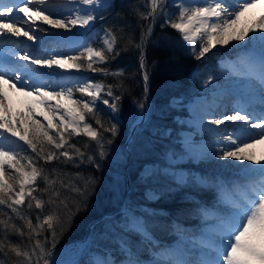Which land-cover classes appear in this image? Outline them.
<instances>
[{
	"label": "snow or ice",
	"instance_id": "1",
	"mask_svg": "<svg viewBox=\"0 0 264 264\" xmlns=\"http://www.w3.org/2000/svg\"><path fill=\"white\" fill-rule=\"evenodd\" d=\"M69 3H79L88 7L63 17L53 15L52 9L60 6L50 4L49 0H0V37H26L29 41L35 40L37 37L31 26L37 25L38 21L50 28L66 31H71L76 27L85 28L96 19L93 13L98 7H105L107 0H69ZM165 5L166 0H147L145 7L148 11H137L136 13L142 20L151 19V23L141 35L140 43L134 44L131 39L128 41V44L141 50V68L145 67L143 47L147 38L152 34V24L155 23L158 14L163 16L171 28L180 33L182 40L187 42L197 60L204 58L217 45H228L231 41H245L250 33L254 34L251 37L253 40L259 38L261 42H264V0H236L234 4L227 6L223 0H212L211 3L195 7L186 6L181 2L177 6L178 15L165 12ZM14 9L17 13L15 19H13ZM255 9H260L258 14L254 12ZM20 13L23 15H19ZM21 22L28 25L27 29L24 26H18ZM39 30L48 31L47 28ZM122 38L109 28L104 30L103 47L100 49L86 46L78 55L57 54L48 55L46 58L34 56L25 51L19 59L49 70L75 69L79 71L85 69L92 72L99 71L106 76L119 77L124 75L123 69L110 72L105 67H94L93 65H103L109 57L114 59L119 56L120 52L116 50V46ZM81 60L86 64L81 63ZM247 63L250 67L258 63V78L260 85L264 88V51L261 52L258 62L254 57H249ZM9 71L11 75L0 69V82L9 84L11 87H16L13 81L21 83L22 86L17 88V91L27 97H33L35 93V96L39 97L36 102L45 105L51 116L44 114V118L48 121L47 126L36 119H31L27 126L24 121H20L19 127H16L12 120L0 117V130L9 133L12 137H17L35 154L34 156L20 155L11 148L6 150L5 146L0 144V206L10 209L20 220L24 221L23 225L17 226L11 222L12 216L6 219L0 218V228L4 230V237L0 239V254H3L5 258H9V253L13 254L16 257L14 264H49L50 252L46 248L47 236L44 234L50 232L54 242L57 231L63 233L74 215V212L69 210L67 197L61 199L62 190L68 188L80 197H84L89 195L90 190H94L95 181L89 177L85 180L83 188L76 187L70 181L66 183L63 174L57 169L51 170V173L55 174V178H52L49 173L45 172L44 167L38 164V161L43 160L45 164H48L53 160L64 158L62 162H74L75 155L83 162L84 152L75 144H69L71 136L81 133L96 142L100 148L99 155L103 157L104 137L101 131L86 122V114L95 120L100 129L115 136L117 126L115 124L105 126L106 122L102 121L98 115L97 101H101L115 113L119 110L120 96L115 95L112 86L109 85L106 95L113 98V102L110 103L108 99H103L101 96V93L105 91L102 83L83 81L79 82L75 90L91 99L76 100L73 99L72 87H60L57 91L56 87L46 83L30 84V80L39 79L44 74L38 73L36 69L29 68L27 65L16 66ZM144 80L145 82L148 80L147 73L144 74ZM26 87L31 90L27 91ZM50 87L51 90H48ZM3 96L4 93L0 91V106L3 107L6 116L8 106L3 104ZM53 100L56 101L55 105L51 103ZM61 100L67 102L61 104ZM69 104L72 106L69 107ZM140 107L143 108L144 105L140 104ZM61 110H63V115L59 116L58 113ZM261 111L262 114L254 119L253 115L245 109H236L231 115L225 114L222 118L210 121L215 125L225 122H241L240 135L235 139L232 136L225 138L233 147L226 146V150H222V158L260 163L248 150L253 147L254 143L264 141V109ZM29 113L32 116L35 115L31 108ZM249 128H259L261 131L249 135L247 131ZM53 129H55V137L50 134ZM241 136H247L253 142L248 143L247 139H241ZM107 142L111 143V140ZM45 145L49 147L46 148ZM87 159L95 163L91 156ZM5 165L11 171L5 169ZM97 167H99L98 164ZM256 171L259 173V178L250 179L241 186L242 195L233 201L232 211L226 218L219 219L217 239L204 245L209 249L210 258L202 264H264V165ZM38 180L43 182V187L38 185ZM45 196L47 199H44ZM25 204L28 210L33 208L40 210L36 215L35 224L21 211V206ZM72 207L75 212L80 211L84 207L83 200L73 201ZM46 208L47 211H45ZM132 228L143 231L147 238V228L144 224L134 220ZM9 232L21 237L27 236V243L23 245L11 243L8 239ZM41 236H43V242L36 238ZM170 255L167 252L158 253L161 259L153 261V264H191L186 260L166 259ZM0 264L4 262L0 261ZM125 264H142V262L132 258L131 251H129Z\"/></svg>",
	"mask_w": 264,
	"mask_h": 264
},
{
	"label": "trees",
	"instance_id": "2",
	"mask_svg": "<svg viewBox=\"0 0 264 264\" xmlns=\"http://www.w3.org/2000/svg\"><path fill=\"white\" fill-rule=\"evenodd\" d=\"M146 3L147 0H110L105 7L97 10L96 19L92 23L94 27L111 28L118 37H123L116 46L120 55L114 59L109 57L106 64L100 66L109 69L110 72H116L123 65V76H106L99 71L92 73L91 70L81 69L87 71L91 79L102 82L107 88L111 85L114 94L120 96L119 110L117 111L119 118L113 117L102 106L97 105L98 115L102 121L106 122L105 126L110 124L117 126L115 136L100 129L95 120L86 114L89 123L101 131L104 137V156L99 155L100 148L96 142L81 133L71 136L69 144H75L84 152L83 162L81 158L75 155L74 162H62L64 158L53 160L48 164H45L43 160L38 161V164L43 166L45 172L49 173L52 178H55V174H52L51 170L57 169L63 174L66 183L70 181L76 187L83 188L85 180L89 177L95 181L94 190H90L89 195L84 197H80L68 188L62 190L61 199L67 197L69 210L73 211L74 215H72L71 222L65 227L63 233L57 231L54 242L50 232L44 234L47 236L46 248L49 252L57 248L58 245L84 236L91 229L99 227L108 219L106 217L108 214L111 216L115 213L119 214L116 210L121 204L119 203L121 197L137 210H140V207L144 208L141 211L142 222L147 230L159 240L166 238V233L173 227L181 228L183 225L189 224L188 217L204 212L208 208H216L214 204L215 187L210 189L208 183H196V181L191 183L178 182L164 169L163 157L166 151L181 150L178 131L183 126V122H179L178 116L187 113L183 107L170 105L168 99L172 94H178L186 99L189 95L200 92L202 87L199 79L192 74V70L202 60H197L194 54H189L184 43L179 39L178 32L171 28L170 24L166 23L161 16L157 15L155 23L152 24V34L147 38L143 47L145 67H140L138 59L140 60L141 50L128 44V41L131 39L134 44L140 43L141 35L146 29L145 25L149 20L151 21V19L142 20L136 14L137 11H148V8L145 7ZM165 6L170 7L168 4ZM162 24L163 27H161ZM257 45L261 47L259 44ZM210 53L206 54L205 57H210ZM80 62L83 63V60ZM145 73L148 75L147 82L143 80ZM145 86L148 88L144 96ZM139 99H142V102L144 100L145 103L146 100L150 101L147 117L143 123L138 124L127 142L128 149L126 150L124 145L122 154L120 153L118 156L114 154L115 158H113L110 151L106 150L111 148L113 142L119 141L121 138L125 142L127 134L123 138V133L119 130L127 133L130 121L134 117H129V113L135 104L133 100ZM41 114H45V112H37L33 119L43 124L40 120L42 118L39 116ZM50 134L55 137V129ZM109 139L111 143L107 142ZM45 147L48 148L49 146L45 145ZM13 150L20 155H35L23 142L20 148L16 147ZM69 151L72 150L69 149ZM89 156L93 158L95 163L88 161L87 157ZM146 163L155 164V170L144 176L140 170ZM5 166L7 167V165ZM125 167L127 170L125 177H128L129 180L128 188L126 187V178L123 181L120 177V174L123 175L122 171ZM185 169L186 171L200 170L198 165L189 163H186ZM202 170L205 169H201L199 174L214 179L217 184L219 180H223V184H229L235 176L231 171H219L220 179H218L213 172L208 171V173ZM237 176L243 179L250 176V173L243 176L238 174ZM37 183L43 187L42 181L38 180ZM148 183L155 186L158 192L157 197L148 198L145 196L144 186ZM44 199H47V196ZM81 200L84 202V207L75 212L72 207L73 201L80 202ZM47 210L46 208L45 211ZM21 211L32 219L33 224L36 223V215L40 210L35 208L28 210L25 204L21 206ZM8 216H12L11 222L17 226L24 224V221L20 220L10 209L0 206V218L6 219ZM25 231L27 230L25 229ZM120 232L125 235L122 242L127 243L133 254L140 253L141 245H145L142 249L149 248V239L144 236L141 237L131 227L126 226V229ZM114 235L106 237L105 241L99 240L97 245L101 246L104 243L115 255V258L120 259L125 255L119 248V243ZM3 237L4 230L0 228V239ZM36 238L43 242V236ZM8 239L13 244L23 245L27 243V236L21 237L12 232L8 233ZM15 260L16 257L11 253H9V258L0 254V261H3L4 264H14Z\"/></svg>",
	"mask_w": 264,
	"mask_h": 264
},
{
	"label": "rangeland",
	"instance_id": "3",
	"mask_svg": "<svg viewBox=\"0 0 264 264\" xmlns=\"http://www.w3.org/2000/svg\"><path fill=\"white\" fill-rule=\"evenodd\" d=\"M108 1L109 0H107V2ZM226 1L227 0H223L227 6L229 4H227ZM181 2L186 6L195 7L204 5L206 0H166V4L170 7L165 6L164 11L178 15L177 6ZM230 2L234 4L236 0H230ZM49 3L60 6L52 9L53 15L55 16L60 15L67 17L68 15L73 14L76 10L82 11L84 9L82 8L84 5L76 7L77 5H80L79 3H76L75 6L71 8L66 7L65 4L61 3V0H49ZM259 11L260 9L254 10L256 14H258ZM93 14L96 15L97 10ZM16 15L17 13L14 9L13 19H15ZM19 15L22 16L23 14L20 13ZM159 16L163 18L162 15ZM92 23L85 28L76 27L71 31H66L63 29L50 28V26L43 25L38 21L37 25L31 26L33 33L37 37L35 40L29 41L26 37L16 38L2 36L0 37V69L9 72V75H11V72L9 71L10 69L16 66L27 65L29 68L36 69L38 73L44 74L41 75L39 79L30 80V84L46 83L53 87H57V91H59L60 87H72L73 99L85 101L90 100V97L84 96L75 90L78 87L79 82H102L91 79L86 73L75 72L73 70L54 69L48 70L47 73H45L43 72L45 68L39 69L38 66L34 65V67L29 62L20 60L19 57L23 53L20 52L17 54L14 53L13 50H15L16 47H21L23 43H25L24 45L27 47V50L39 49L41 47L38 46L42 45L44 46L42 50L46 51L45 46L49 40L51 42L57 41L59 38H65L63 34L69 33L72 35L69 44L62 45L63 51H58L59 48L53 47V51L55 52L53 55H78V53L86 46L100 49L103 47L102 38L104 37L105 28L94 27ZM150 23L151 21L149 20L147 25H145V28H147ZM18 26H24L26 29L28 27V25H24L23 22ZM40 28H47L48 31L42 32L39 30ZM79 29L81 30L79 31V34L74 36L73 34ZM253 35L254 34L250 33L245 41H231L228 45H217L213 48L210 53L211 56L200 59L202 61L192 70V74L199 79V83L202 87L200 92L193 93L186 99L178 94H172L168 99L170 105L183 107L187 110V113L178 116L179 122H183V126L178 131L181 150L176 149L173 151H166L163 157L165 163L164 169L178 182L191 183L196 181V183H208L210 189L215 187L214 193L216 195L214 204L216 208H208L204 212L188 217L189 224L183 225L182 228L173 227L168 230L169 232L166 233L167 236L164 240L153 239L152 236L147 233L149 248L142 249L145 245H141L139 250V254L143 256L141 257L138 254H133L127 243L122 242L125 235L120 231L125 230L126 226L131 227L132 230H136L132 228V222L134 220L143 224L141 211H143L144 208L140 207V210H137L126 203L123 197H121V201L119 202L121 204L118 205L119 207L116 210L119 214L115 213L112 216L111 214H108L106 216L108 219H106L99 227L91 229L88 234L58 245L57 248L50 252V256L48 257L49 264H106V262L107 264H113V262L114 264H125L129 256V251H131L132 258L139 259L142 264H153V261L161 259V257L158 256V253L161 252L171 253L172 255H175L176 260H182L179 254H174L171 250V248H173V243L179 245L182 238L192 239L198 236L199 233L213 234L214 230L216 231V229H219V218H226L232 211L233 201L242 195L241 186L246 184L250 179H258L259 173L256 172V170H258L261 165H264V159H261L264 157V141L254 143L253 147L248 150L254 155L256 160L260 161L259 164L254 161H237L234 158H222V150H226V146L233 147L225 138L227 136H232L233 139H235L240 135L241 122H225L221 125L210 123L211 120L222 118L225 114L231 115L236 109H245L247 112L254 111L258 113L256 116L253 115L254 119L262 114L261 110L264 109V88L260 85V80L258 78V63L252 67L247 63L249 57H254L258 62L262 51L256 49L254 46L246 47L245 44L248 42H254L263 47L264 44L262 43L264 42H261L259 38L253 40L251 38ZM178 36L184 43L188 52L192 53L190 46L187 42L182 40L180 33H178ZM6 45L10 48L5 49L4 46ZM139 61L140 60L138 59V63ZM106 62L104 64H106ZM83 63L86 64L85 61H83ZM103 65L94 64L93 66L100 67ZM123 67V65L120 66L118 70H121ZM209 77H211V79H209ZM13 83L16 84V87H11L9 84L0 82V91L4 93V96L2 97L3 104L8 106V113L6 116L3 107L0 106V117L12 120L14 125L19 127L20 121H24L27 126L30 124L31 119L34 118L35 115L32 116L29 113L30 108L35 114L37 112H45L49 117L51 116V113L45 105L36 102L39 100V97H36L35 93H33V97L24 96L17 91V88L22 86L21 83L15 81H13ZM104 87L105 91L101 93L102 98L108 99L110 103L113 102V98L106 95L107 87L105 85ZM145 87L146 88H144L143 91L144 96L148 86ZM204 87L207 89H204ZM26 90L30 91L31 89L26 87ZM48 90H51V87ZM247 100H251L250 105ZM66 102V100L60 101L61 104ZM133 102L135 104L129 113V117L134 116L131 120L132 122L141 118L143 108L140 107V104H145L144 100L142 102V99L137 101L133 100ZM149 102L150 101L146 100V112L144 113V119L141 121L142 123L147 117V111L150 108ZM51 103L55 105L56 101L53 100ZM97 105L102 106L104 110L108 111L113 117L119 118L118 112H112L111 109L101 101H97ZM71 106L72 105L69 104V107ZM58 115L62 116L63 110H61ZM39 116L42 118L39 119L43 122V125L47 126L48 121L44 118V114ZM86 122L89 123L87 118ZM54 123H58V121H54ZM137 126L138 124L136 127ZM131 127V124H129L127 133L126 131L119 130L123 133V138L125 137V134H128L131 130ZM135 129L131 131L128 141ZM247 131L249 135H254L259 133L261 129L249 128ZM0 133H2V135H0V144H3L6 150L9 148H20L22 145V141H19L17 137H12L9 133L3 132V130H0ZM241 139H247L248 143L253 142L252 139H248L247 136H241ZM123 148L124 140L121 138L119 141L113 142L111 148L106 151H110L112 157L115 158L114 154L116 156L120 153L122 154ZM186 163L198 165L200 170L205 169L202 171L213 172L214 176L218 179H220V176L218 175L219 171H231L235 174L234 179L236 180L232 179L229 184H223V180H219L217 184L214 179L204 177L201 173L199 174L200 170L186 171ZM5 169H7L6 166ZM250 169L255 171V176H248L243 179L237 176L238 173H244L250 171ZM7 170L11 171L10 169ZM152 170H155V164L152 165L151 163H146L141 168L140 173L147 176ZM122 173L123 175L120 174L119 171L120 177L124 181L126 178L125 175L127 176L126 167L123 169ZM144 194L148 198H155L158 196L155 186L150 183L144 186ZM221 209L224 210L222 211ZM136 232H138L141 237H145L143 231L136 230ZM180 232L181 235L178 237L177 234ZM113 235L117 238V242L125 254V257L122 259L117 260L112 251L109 250L104 243H102L101 246L97 245L99 240L105 241L106 237ZM188 248L189 247H187V249ZM202 249L206 252L209 251L206 247H203ZM172 255H170L171 260H175V257ZM170 258L168 257L166 259ZM190 262L193 264H202V262Z\"/></svg>",
	"mask_w": 264,
	"mask_h": 264
},
{
	"label": "bare ground",
	"instance_id": "4",
	"mask_svg": "<svg viewBox=\"0 0 264 264\" xmlns=\"http://www.w3.org/2000/svg\"><path fill=\"white\" fill-rule=\"evenodd\" d=\"M211 2H212V0H206L205 3H211ZM61 3L65 4V6L66 7H69V8L74 7L75 4H76V3H69V0H61ZM80 6H81V4L80 5H77L76 7H80ZM86 7H88V6H83L82 8H86ZM65 13H67V12H65ZM79 31H81V30L80 29L79 30H76V32L73 35L74 36L78 35L79 34ZM25 42H27V41H25ZM24 44L25 43H23V45L21 47H16V49L13 50V52L19 54L20 52L21 53H24L25 51H28L29 54H31V55L44 56L46 58L48 55H53V53H55L53 51V47L59 48L58 51H63L62 45H65L66 43H62L59 40L53 41V42H51L49 40L47 42L46 46H45L46 51H43L42 50L44 48V46H42V45H39L38 46V47H41L39 49H35V50H32V51L31 50H27V47ZM4 47H5V49H9L10 48L7 45L4 46ZM8 62H11V61H8ZM32 66H34V65H32ZM35 66H37V65H35ZM39 69H42V68L39 67ZM48 70L49 69H46L45 68V70L43 72L47 73ZM218 230L217 229H216V231L214 230L213 231V234H208V233L200 234L199 233L198 236H196V237H194L192 239H189V238H184L183 239L182 238V241L180 242L179 245H176V243H173L174 245H173V248H171V250L174 252V254H179L180 255V258H182V260H186V261H196L198 263L203 262V261H206V260H208L210 258V254L208 252L204 251V249H202V248L204 247L205 244L210 243V242H212V241H214V240L217 239ZM177 235L179 237L181 235V232L178 233ZM186 246L189 247V248L187 249ZM172 256L175 257V255H172ZM175 260H176V257H175ZM178 260H180V259H178ZM191 264H193V263H191Z\"/></svg>",
	"mask_w": 264,
	"mask_h": 264
},
{
	"label": "water",
	"instance_id": "5",
	"mask_svg": "<svg viewBox=\"0 0 264 264\" xmlns=\"http://www.w3.org/2000/svg\"><path fill=\"white\" fill-rule=\"evenodd\" d=\"M143 105H144V107H143L142 112H141V118H140L139 120H136V121L133 122L132 127H131V130L128 132V134H127V136H126V138H125L124 145H125L126 150L128 149L127 142H128V138H129V135H130L131 131L134 130L135 127H136V125H137L140 121H142V120L144 119L145 104H143ZM128 186H129V182H128V178H126V187L128 188Z\"/></svg>",
	"mask_w": 264,
	"mask_h": 264
}]
</instances>
